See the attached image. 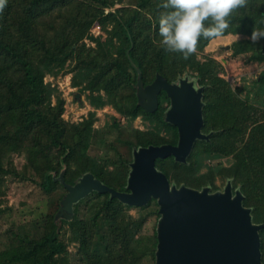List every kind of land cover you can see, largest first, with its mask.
<instances>
[{
	"label": "trees",
	"instance_id": "1",
	"mask_svg": "<svg viewBox=\"0 0 264 264\" xmlns=\"http://www.w3.org/2000/svg\"><path fill=\"white\" fill-rule=\"evenodd\" d=\"M161 3L6 0L0 11V214L13 211L5 197L12 179L35 184L46 202L36 206L41 228L21 232L12 226L0 231V264H156V199L133 215L132 207L117 197L94 191L75 204L72 219H55L67 189L53 173L58 176L65 168L66 183L75 184L91 172L121 190L133 145L178 142V127L164 117L167 96L154 112L138 104L137 68L144 85L157 73L175 80L187 71L204 86L202 131L209 138L195 141L186 162L171 155L158 158L156 166L178 186L201 189L208 184L218 190L217 178L232 179L233 189L240 188L245 196L244 205L253 209L254 222L264 223V38L250 40L254 27L264 28V0H248L232 14L221 36L201 39L188 59L159 46ZM94 24L107 34L105 39L92 33ZM230 35L238 37L231 45L235 57L246 56V62L262 66L255 79L246 83L244 78L235 88L222 76V62L199 58L213 41ZM66 74H71L72 86L90 90L87 100L94 110L78 122L63 117V91L57 83L45 81L47 75ZM108 104L127 118V125L113 116L95 126L97 110ZM139 115L150 122L143 130L132 127V117ZM93 144H104L114 155L91 154ZM150 220L154 223L146 234ZM133 225L135 235L128 230ZM260 236L264 261V227ZM73 244L74 262L69 250Z\"/></svg>",
	"mask_w": 264,
	"mask_h": 264
},
{
	"label": "water",
	"instance_id": "2",
	"mask_svg": "<svg viewBox=\"0 0 264 264\" xmlns=\"http://www.w3.org/2000/svg\"><path fill=\"white\" fill-rule=\"evenodd\" d=\"M138 70L135 84L138 104L148 112L159 107L158 94L164 90L171 100L165 120L178 127L177 144L149 145L135 148L128 178L129 191H118L84 173L75 184L60 180L67 193L60 201L55 219H72L75 204L94 191L109 193L124 204L141 207L151 199L158 203V244L156 264H264L260 231L263 223L253 220L252 208L244 205L240 188L233 189L231 180L222 190L211 192L209 186L196 189L171 183L156 166L158 158L174 156L186 162L197 139H208L203 133V89L198 78L185 74L176 82H168L158 74L144 85ZM80 99V94L76 95Z\"/></svg>",
	"mask_w": 264,
	"mask_h": 264
},
{
	"label": "rangeland",
	"instance_id": "3",
	"mask_svg": "<svg viewBox=\"0 0 264 264\" xmlns=\"http://www.w3.org/2000/svg\"><path fill=\"white\" fill-rule=\"evenodd\" d=\"M119 6H121V4L116 5V7ZM92 33L95 36L102 35V39H105V37H107V34L103 32L97 26V24L93 25ZM236 39H238V37L233 35L227 37H220L217 40V43L213 41L209 46L210 48L207 47L203 52L199 54V58L201 60H203L204 57H212L215 58L217 61L222 62L225 65V67L223 66L224 72H222V76H226V78L229 80L233 88L242 85L244 78H246V81H248L246 83H249L251 79H255V77L259 75L262 68V66L258 65L257 63L246 62V56L235 57L233 55L231 45ZM87 42L91 45L95 44L94 42H90V40H87ZM187 73L188 72L185 71L183 75ZM183 75H179L178 79L180 77H183ZM60 84L61 87L63 88L64 93L67 94L68 88L66 86L68 84V81L61 80ZM88 91L89 90L86 89V93H88ZM70 98L72 100L68 102L67 109L69 110V115L68 114L67 115L70 120L80 121V118L85 117L84 115L88 113L90 110L89 106L86 104L88 100L86 98V101L84 99V101L81 100L80 103H77V101H75L74 99V96L72 97L70 96ZM97 116L99 117V120H97L96 123L99 126L104 125L105 121L112 120L113 116L114 117L117 116V118L120 117L122 120H125V118L120 116L118 111L116 109H113L112 107H110L107 112L104 110L98 111ZM134 125L135 127H140V128L147 127V125L141 122L140 119H135ZM104 147H106L104 144H93V146L90 149V153L96 156L99 155L102 156L106 154L105 157L114 155L112 150L105 149ZM131 154H128L127 156L131 157ZM107 163L111 169L112 168L114 169L113 164L109 162ZM104 164L107 165L106 162H104L103 165ZM228 180L232 181V179H226V181H222L221 178H217L216 185L220 188L218 190H222L227 184ZM12 181H13L12 187L5 197L8 200L7 205L13 207V211L7 212V210H5L4 213L0 214V231L5 232L6 229L12 226L17 227L18 230L21 232H23L26 228H31V229L41 228L43 226V220L42 219L38 220L39 209H37L36 206L42 205L46 202V197H45L46 195L39 189V187H37L33 183L30 182L20 183V181L15 179H12ZM173 182L174 181H172L171 183ZM206 186H209L211 188V192L217 191V190H213V185L207 184L204 187ZM81 208H84V205ZM31 209L35 210V212L31 213ZM81 210L83 212V209ZM138 210L139 207H132L130 209V212L133 215H136L138 213ZM152 219L155 222L154 216L152 217ZM153 220L152 221L150 220L148 222L147 227L144 229V233L148 234L151 232V226L154 223ZM156 229H157V225H156ZM128 230L131 235H135V225H133L132 227H128ZM1 248H2V244L0 243V249ZM69 250L71 253L70 259L71 261L74 262V260L76 259V245L75 244L70 245Z\"/></svg>",
	"mask_w": 264,
	"mask_h": 264
},
{
	"label": "clouds",
	"instance_id": "4",
	"mask_svg": "<svg viewBox=\"0 0 264 264\" xmlns=\"http://www.w3.org/2000/svg\"><path fill=\"white\" fill-rule=\"evenodd\" d=\"M247 4L248 0H163V3H161L159 7L164 9V11H161L158 16L159 36L161 37V39L158 41L159 46L166 52L180 53L183 55L184 59H188L190 56L196 54L198 43L201 39L211 40L221 36L230 27L229 18L232 16V14L236 10L246 7ZM5 5L6 0H0V11L3 10ZM261 38H264V28L254 27L250 36V40L253 43H256ZM158 74L160 73H157V75ZM163 77L166 79L165 76ZM61 80L68 81L66 86L68 88L67 94L64 93L63 88L61 87ZM45 81H51L53 84L57 83L60 89L63 91L64 97L66 98L65 112L63 117L67 120H70L68 117L69 110L67 109L68 102L72 100L70 96H74L75 101L80 103L81 100L84 101L85 99L86 101L87 94L90 93L89 89L88 93H86V89L79 90V87L72 86L71 74L57 77L47 75L45 77ZM78 93L80 94V99L76 97ZM86 104L89 106L90 110H94L88 101ZM110 107L115 109L114 106L108 104L103 108L98 109L97 112L100 110L107 112ZM87 115L88 113H86L84 116L86 117ZM81 119H83V117H81L80 120ZM71 121L78 122L77 120ZM95 126L101 127L97 125V123H95ZM135 148L137 149L138 147Z\"/></svg>",
	"mask_w": 264,
	"mask_h": 264
},
{
	"label": "flooded vegetation",
	"instance_id": "5",
	"mask_svg": "<svg viewBox=\"0 0 264 264\" xmlns=\"http://www.w3.org/2000/svg\"><path fill=\"white\" fill-rule=\"evenodd\" d=\"M180 78H182V77H180ZM167 79V78H166ZM169 82H176L177 80H178V77L175 79V80H169V79H167ZM135 85V84H134ZM165 92V93H164ZM165 96H167L166 98L169 100L168 101V104H167V102L165 101L164 102V106H166L167 108H166V110L164 111V117H165V112L167 111V109H168V107L170 106V104H171V100H170V98L168 97V94H167V92L166 91H164V90H162L159 94H158V101H159V103H160V100H163L164 99V97ZM156 111V110H155ZM123 118H125V117H123ZM135 119H140V121L141 122H143L144 124H146L147 126L149 125V121H147V120H144V118L142 117V115H139V116H137V118H133L132 117V122H133V124H132V127L133 128H135V125H134V121H135ZM116 121L119 123H121V124H123V125H127L128 124V120H127V118H125V120H122L120 117L119 118H116ZM107 121H105V123H106ZM139 129H145V128H140V127H138ZM147 128V127H146ZM178 137H179V135H178ZM178 141V140H177ZM177 144V143H176ZM175 145V144H174ZM139 147H144V146H138V148ZM135 150V145H133V147H132V154H131V159H130V161L129 162H127V164H128V166L130 165V163L132 162V159H133V151ZM130 170H131V167H129V170H128V174H127V181H126V184H124L123 185V187H122V189L121 190H118V189H116V190H118V191H129V189H128V187H127V184H128V178H129V174H130ZM107 185V184H106ZM113 188V187H112ZM115 189V188H114Z\"/></svg>",
	"mask_w": 264,
	"mask_h": 264
}]
</instances>
